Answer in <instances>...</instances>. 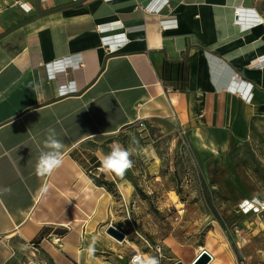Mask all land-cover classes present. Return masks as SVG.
<instances>
[{"label": "crops", "instance_id": "1", "mask_svg": "<svg viewBox=\"0 0 264 264\" xmlns=\"http://www.w3.org/2000/svg\"><path fill=\"white\" fill-rule=\"evenodd\" d=\"M261 18L264 0H15L0 17V264H128L136 252L106 232L110 186L122 184L103 146L140 122L175 124L205 171L252 144L264 128ZM104 36L126 43L110 52ZM263 147L252 153L264 169ZM256 199L264 190L239 211L259 212ZM241 220L210 218L203 235L141 253L149 264H193L204 250L208 264H264V211Z\"/></svg>", "mask_w": 264, "mask_h": 264}, {"label": "rangeland", "instance_id": "2", "mask_svg": "<svg viewBox=\"0 0 264 264\" xmlns=\"http://www.w3.org/2000/svg\"><path fill=\"white\" fill-rule=\"evenodd\" d=\"M14 1L0 0V17ZM253 136L252 144L234 145L232 156L211 162L205 171L175 124L135 127L116 145L107 142L103 146L106 164H112V177L122 182L118 189L110 186L114 201L110 222L127 235L121 242L109 235L116 248L123 253H141L151 250L149 244L156 240L172 244L190 234L203 235L215 226L210 223L214 217L255 220L262 212L244 215L237 205L253 190H264L262 167L255 166L252 153L253 148L264 146V128H258ZM237 227L240 233L251 234L249 225ZM259 228L254 225L252 231Z\"/></svg>", "mask_w": 264, "mask_h": 264}, {"label": "built area", "instance_id": "3", "mask_svg": "<svg viewBox=\"0 0 264 264\" xmlns=\"http://www.w3.org/2000/svg\"><path fill=\"white\" fill-rule=\"evenodd\" d=\"M74 1H81V0H74ZM26 4V3H25ZM25 4H22L21 6L23 7V9H25L26 11H31L32 8L30 7H25ZM164 6H169V3H165ZM164 6L160 7V8H155V7H150V6H147V7H144L145 10H148V11H151V12H155V13H160L162 11V9L164 8ZM262 22H264V19H260ZM165 26V25H164ZM110 27L108 26H103L102 28H100V31L101 32H106ZM103 41H104V44L105 46L107 47V49L110 50V52H113V49L115 46H120L122 44H125L126 43V40L124 41H116V42H110L112 40H110V37L108 36H104L103 37ZM254 66H260V65H264V55L260 56L258 58V60L256 62L253 63ZM249 87V88H248ZM237 91H239L242 95H245L246 99L247 100H251V97H252V94H251V86H248V85H241L240 87L238 86L237 88ZM247 91V92H246ZM139 126L141 127H146V123L145 122H140ZM262 201H259L258 199L255 200V202H253V207L259 211V212H262L264 211V203H261ZM237 233H239L243 239H245V236L243 233H240V230L237 231ZM126 234V233H125ZM127 236V235H126ZM156 251L158 253H160L161 251V247L158 245L156 246ZM212 258V256H211ZM128 264H149L145 258V256L142 254V253H139V252H136L134 253L131 258H130V261Z\"/></svg>", "mask_w": 264, "mask_h": 264}, {"label": "water", "instance_id": "4", "mask_svg": "<svg viewBox=\"0 0 264 264\" xmlns=\"http://www.w3.org/2000/svg\"><path fill=\"white\" fill-rule=\"evenodd\" d=\"M106 232L117 241L121 242L126 240L125 232L113 224H110L108 226ZM210 260H211V254L208 251L204 250L200 253V255L198 256L196 261H194L193 264H208ZM174 264H184V263L182 261H178Z\"/></svg>", "mask_w": 264, "mask_h": 264}, {"label": "trees", "instance_id": "5", "mask_svg": "<svg viewBox=\"0 0 264 264\" xmlns=\"http://www.w3.org/2000/svg\"><path fill=\"white\" fill-rule=\"evenodd\" d=\"M186 60V58H184V61ZM167 64H166V67H165V73L167 74V72H168V66H169V63L168 62H166ZM178 77V76H177ZM260 172H261V174H262V178L264 179V169L263 168H260Z\"/></svg>", "mask_w": 264, "mask_h": 264}, {"label": "bare ground", "instance_id": "6", "mask_svg": "<svg viewBox=\"0 0 264 264\" xmlns=\"http://www.w3.org/2000/svg\"><path fill=\"white\" fill-rule=\"evenodd\" d=\"M238 86H236L235 88H237Z\"/></svg>", "mask_w": 264, "mask_h": 264}]
</instances>
